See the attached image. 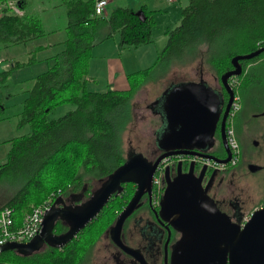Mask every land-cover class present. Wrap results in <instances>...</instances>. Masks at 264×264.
I'll return each mask as SVG.
<instances>
[{
  "label": "trees",
  "instance_id": "trees-1",
  "mask_svg": "<svg viewBox=\"0 0 264 264\" xmlns=\"http://www.w3.org/2000/svg\"><path fill=\"white\" fill-rule=\"evenodd\" d=\"M94 3L95 0L66 1L64 47L51 55L52 62L44 71L33 77L17 122L19 127L27 124L29 131L9 139L6 160L0 163V181L8 179L16 187L0 208L13 209L16 225L47 199L52 203L57 196L83 187L87 193L91 181L104 179L125 161L121 132L132 121V99L144 83L165 77L170 67L183 65L196 56L204 57L219 78L232 67L231 57L264 46V0H186L180 6L178 25L165 31L166 43L152 64L126 74L128 88L90 89L88 67L98 27L109 26L104 39L117 31L121 45L135 47L152 42L155 26L154 10L145 4L137 11L116 6L105 18L94 16ZM44 34L37 15L0 16V47L25 43ZM41 48L44 46H35L24 64L34 63ZM263 57L264 51L240 60L242 72L238 81L256 78L253 66ZM7 75L8 71L3 73V81ZM65 104L72 108L50 117L52 110ZM241 113L236 114L235 123L247 121ZM124 204L123 198L112 196L61 247L45 245L27 255L15 249L3 250L0 263L84 264L95 241ZM65 227V223L57 221L54 229Z\"/></svg>",
  "mask_w": 264,
  "mask_h": 264
},
{
  "label": "water",
  "instance_id": "water-1",
  "mask_svg": "<svg viewBox=\"0 0 264 264\" xmlns=\"http://www.w3.org/2000/svg\"><path fill=\"white\" fill-rule=\"evenodd\" d=\"M262 51L264 46L234 55L230 59L232 67L219 76V82L227 94L223 119L234 96V90L228 79L241 74L240 60L252 58ZM171 85L165 90V109L159 111L161 120L155 131L156 146L159 149L169 147L170 152L160 153L153 161L147 160L142 154L126 157L121 165L102 179L101 188L92 198L80 206L66 207L64 200L57 196L42 217L39 233L28 241H7L0 245V251L15 249L27 255L42 249L45 245L61 247L99 213L111 193L120 187L121 182L133 181L137 183L136 191L117 214L115 221L107 228L112 240L118 242L116 237L124 219L136 207L140 193L151 183L161 160L169 154L183 152L192 145L203 148L213 135L216 109L218 104L223 103V96L202 79ZM262 114L264 115V111ZM221 124L224 137L223 121ZM224 143L228 146L225 137ZM198 154L206 157L205 154ZM230 157L231 154H228L225 158H217L215 161L226 164ZM257 168V165L249 164L250 170ZM164 177L169 178L167 168L164 169ZM181 180L185 182L184 186H180ZM198 181L193 185L186 183L185 177L179 176L173 182H169L164 191L160 210L167 211L172 203L171 212L174 218L171 222L188 230L186 237L174 250L170 264H264V204L250 212L242 224L234 222L202 193ZM182 187L191 188L192 192L188 195L179 194L175 198L169 197V191ZM63 219L68 221L69 227L64 232L56 233L55 223ZM124 248L127 250L126 247ZM129 252L134 254L132 251Z\"/></svg>",
  "mask_w": 264,
  "mask_h": 264
},
{
  "label": "flooded vegetation",
  "instance_id": "flooded-vegetation-1",
  "mask_svg": "<svg viewBox=\"0 0 264 264\" xmlns=\"http://www.w3.org/2000/svg\"><path fill=\"white\" fill-rule=\"evenodd\" d=\"M200 79L219 92L224 98L223 103L218 104L217 106L215 128L208 144L203 148L192 145L188 149H184L183 152L167 155L164 158V169L167 168L169 178L166 179L164 177L163 169V176L160 179L158 186L153 185L151 180V183H149L147 187L143 188L138 198L136 207L122 223L118 237H116L118 242H114L112 240L111 234L106 229L107 231L105 230L102 235L104 234L109 239L108 243L113 248L106 244L105 249H107L106 246H108L109 250L108 254L103 257L102 261L93 263L88 259V261H85L84 264H170L171 256L174 250L179 247L182 240L188 234V230L175 226V224L171 222L172 218H174V214L171 212L172 203L169 205L170 207L167 211H161L160 208L164 191L168 187L169 182H173V180L179 176L185 177L186 183L189 182L193 185H195L197 180H199L198 182L202 188V193L207 195L209 200H212L219 210L227 214L234 222L239 223L243 219L244 212L240 210V199L231 197L228 190V185L232 181L228 178V175L231 174L230 171L232 170L230 167L231 165L229 162L226 164H219L215 161L217 158L222 159L228 154H231L230 148L224 143V137L226 138L228 116L232 106L229 107L226 117L223 119L227 94L225 90H223L224 88L221 86L219 78L216 77L217 84L215 86L204 80L201 75L196 81H199ZM166 89L167 88H165V90ZM165 90L162 92L163 99H165L166 96ZM148 107L151 112L154 115H157L161 120L159 110L156 109V103L150 102ZM237 113L238 111L234 114L232 120L233 122ZM222 121L225 134L224 137L221 129ZM155 131L154 139L156 140ZM166 132H168V130ZM155 140L154 142L156 143ZM170 151L171 149L169 147L166 149H159L155 145V148L151 151V156L147 157V160L153 161L160 153ZM198 153L205 154L206 157H202ZM96 182L99 184H97L98 187L92 186L93 182L91 181V187L87 193L83 191V187L79 190H69L67 193L60 195V198L64 200L66 207L72 208L85 204L92 198L95 192L101 188L103 180H96ZM180 184V186H184L185 182L181 180ZM136 188V182L123 181L120 183V187L116 188L111 193L109 198L117 195L123 198V200H125V204L122 206L123 208L133 196ZM183 188L186 187L169 191V197L175 198L176 196H179V194L188 195L192 192L191 188ZM156 189H158V193L154 192ZM115 218L113 222L115 221ZM57 221L65 223L66 227L63 230L54 229L56 233H61L68 229L69 223L67 220L63 219ZM124 247H126L127 250H125ZM129 251L134 252V254Z\"/></svg>",
  "mask_w": 264,
  "mask_h": 264
},
{
  "label": "rangeland",
  "instance_id": "rangeland-1",
  "mask_svg": "<svg viewBox=\"0 0 264 264\" xmlns=\"http://www.w3.org/2000/svg\"><path fill=\"white\" fill-rule=\"evenodd\" d=\"M181 2L183 3L184 0ZM154 29H157V25ZM25 43L0 47V56L3 58V64L0 65V69L6 70L10 67L9 57L12 55L9 54V49L14 46H18V49H20L23 47L22 44ZM165 43L166 40L159 51L164 47ZM156 56L157 53L150 59L148 64H152ZM199 57L200 56H196L193 59H188L183 65L170 67L165 77L156 81L144 83L136 91L132 99V121L127 124L125 129L121 132L122 148L126 157H130L134 154H142L146 157L151 156V151L156 145L154 142V131L160 125V119L151 112L148 105L150 102L156 103L157 110H164L165 106L162 92L165 88L168 89L170 84H178L190 80L196 81L199 79L200 75L211 85L215 86L217 84L216 73L210 68L204 57ZM24 60L25 59L22 57H17L15 62L18 63V66L11 67L7 70L8 75L4 81H9V85L12 83L17 84V81L22 78L23 70H19V68L25 65L24 63L26 60ZM15 70H17V74L14 73ZM29 70L34 71L33 68ZM252 72L258 76L256 77L253 75V77L256 78H250L246 82L238 81L236 85L240 108H238V112H242L241 115L246 117L247 121H244L243 124L240 122L239 124L238 122L235 123L234 120L232 123L234 133L236 131L238 132L235 133V137L240 145V155L238 161L231 167V174L228 175V178L232 180L228 185V190L231 197L240 199V210L244 212V217L239 222L240 224L245 221V218L249 216L250 212L264 202V115L262 114L264 111V57L253 66ZM154 74L156 73L154 72ZM237 79L239 80V78ZM102 86L103 83L97 85V83L94 82L88 85L90 89H102ZM20 87L21 86L18 84V88ZM6 88V86L0 83V100L3 102V104H1V102L0 104L5 107V110H9L11 113L15 110V106L21 109L20 94L12 95V92H7ZM63 107L64 106L61 105L55 110H52L50 116H59L57 114H61L60 112ZM65 107L69 108L71 105L69 104ZM25 127L27 131V125ZM5 159V157L4 159H0V162ZM251 163L257 165L258 168L256 170H250L249 164ZM92 182V186L98 187L99 184L96 180ZM15 190L16 187L10 184L8 179L1 180L0 204L13 194ZM108 240L109 239L104 234H101L97 238L90 253V257L88 258L90 261L98 263L103 260V257L108 254L109 250L108 246H106L107 249H105V245L108 244L112 247L108 243Z\"/></svg>",
  "mask_w": 264,
  "mask_h": 264
},
{
  "label": "crops",
  "instance_id": "crops-1",
  "mask_svg": "<svg viewBox=\"0 0 264 264\" xmlns=\"http://www.w3.org/2000/svg\"><path fill=\"white\" fill-rule=\"evenodd\" d=\"M66 1L67 0H19V5L23 9V14L17 17H22L24 14L37 15L45 31L44 35L22 44V48L18 49V46H14L9 49V54L12 55L9 57V68H11L14 67L17 57H22L27 61L31 54L34 53L35 46H44V48H41V50L36 53V61L34 63L25 64L23 67L19 68V70H23V75L22 78L17 81V84L12 83L9 85V81L3 82V73L9 68L6 70L0 69V83L6 86V91H11L12 95L20 94L22 105L27 90L32 85L33 77L44 71L52 62L51 55L59 52L64 47L63 41L66 38L65 25L67 22ZM181 1L182 0H107L104 8V15L101 17L107 18L111 10L116 6H128L137 11L140 9L141 4H145L146 8L154 10V28L157 25V29H152L151 43L129 47L120 44L117 31L113 32L110 37L104 39L108 32H110L108 25L103 24L98 27L94 39L95 44L92 48V57L88 67V85L91 82L97 83V85L103 83L102 89L95 90H103L104 87L105 89L128 88L126 74L149 66L150 64L148 63L150 59L158 53L160 47H162L167 39L165 31L168 28L178 25L180 20V6L185 3L186 0H184L183 3ZM2 59V56H0V60ZM2 64L3 60L0 65ZM16 66H18V64ZM32 68L34 71L29 70ZM14 73L17 74V70H15ZM18 84L21 86L20 88H18ZM0 102L3 104L1 100ZM66 105L69 104L62 105L64 107L62 109L63 112H60L61 114L72 108H66ZM3 108V112L0 114V159H4V157L6 158L7 156V152L11 145L9 139L29 131L27 124L21 127L17 126L22 108L20 109L15 106V110L12 113L9 110H5L4 106ZM26 125L28 127L27 131Z\"/></svg>",
  "mask_w": 264,
  "mask_h": 264
},
{
  "label": "built area",
  "instance_id": "built-area-1",
  "mask_svg": "<svg viewBox=\"0 0 264 264\" xmlns=\"http://www.w3.org/2000/svg\"><path fill=\"white\" fill-rule=\"evenodd\" d=\"M174 1V0H168ZM107 0H95L94 3V16L101 17L104 15V8ZM4 13H11L13 15L21 16L23 14V9L19 5V0H1L0 1V16ZM1 63V60H0ZM229 83L232 88H236L238 84L237 76H232L229 79ZM231 109L228 116V126L226 127V141L228 147L231 150V157L228 161L231 165L235 164L240 155L238 141L235 137V133L232 127V120L234 114L239 110L237 90L234 92L233 100L231 103ZM164 158L158 164L156 171L152 178L153 185L158 186L159 181L163 176L164 169ZM158 193V189L154 191ZM51 200L47 199L42 204L35 206L31 211L27 212L19 225L14 222L13 209L9 206H3L0 208V245L7 241H18L24 242L28 241L34 235L39 233L41 229V221L46 210L51 205ZM247 218H245L246 220Z\"/></svg>",
  "mask_w": 264,
  "mask_h": 264
}]
</instances>
